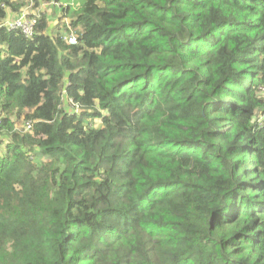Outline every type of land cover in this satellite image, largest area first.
Listing matches in <instances>:
<instances>
[{
	"label": "trees",
	"instance_id": "trees-1",
	"mask_svg": "<svg viewBox=\"0 0 264 264\" xmlns=\"http://www.w3.org/2000/svg\"><path fill=\"white\" fill-rule=\"evenodd\" d=\"M76 1L0 29V264H264V0Z\"/></svg>",
	"mask_w": 264,
	"mask_h": 264
},
{
	"label": "clouds",
	"instance_id": "clouds-1",
	"mask_svg": "<svg viewBox=\"0 0 264 264\" xmlns=\"http://www.w3.org/2000/svg\"><path fill=\"white\" fill-rule=\"evenodd\" d=\"M17 2H22L23 0H14ZM27 3L21 6L17 11H12L8 10L7 15L5 18L0 20V22H5L6 20H12L17 17H22V18H32L36 15H38V20L37 23H39V20L41 19L42 16L47 12L49 13V16H44L46 19L45 22V28L44 32L47 34H50L52 36H55L56 34L60 35V38L65 41L67 44H76L77 43V38L76 35L74 34V29L71 27V20L67 15V12L69 11L70 8H77V5H79V2L76 0H58L60 1V7H57L52 4H47L49 0H44V1H39L37 2V5H35V2L33 0H26ZM56 11H59L60 13L57 15V22L53 21L51 19V14L50 13H55ZM36 27V25H35ZM34 27V29H35ZM0 29H4L7 31H17L23 32L20 29L14 28V29H9L6 26L0 27ZM34 29L32 31H34ZM70 32V33H67ZM32 34V32H31ZM30 34V35H31ZM25 35V34H24ZM30 35H25L29 37ZM73 38V41L71 39ZM64 91V89H63ZM75 111L78 110V107H74ZM15 119L12 121L14 122ZM19 120V119H18ZM22 122L20 123V126L18 128H15L14 130L18 132H29L32 130H24L22 128V125L26 119L20 118ZM251 123L253 125L252 130L259 129L264 126V111H256L254 114L251 115Z\"/></svg>",
	"mask_w": 264,
	"mask_h": 264
},
{
	"label": "built area",
	"instance_id": "built-area-1",
	"mask_svg": "<svg viewBox=\"0 0 264 264\" xmlns=\"http://www.w3.org/2000/svg\"><path fill=\"white\" fill-rule=\"evenodd\" d=\"M47 4H52V5H55L57 7H60V1L58 0H49L47 2ZM37 20H38V15L35 14L34 17L32 18H22V17H17V18H14L12 20H6L5 22H0V27L2 26H6L7 28L9 29H14V28H17V29H20L23 34L25 35H30L32 30L34 29L36 23H37ZM71 41H73V38L71 39ZM69 104L70 106L72 107L73 104L69 101ZM3 116V111L2 109L0 108V118ZM22 122V120H14V126L15 128H18L20 126V123ZM31 125H32V122L29 120V121H24L23 125H22V128L24 130H29L31 129ZM2 149V151L4 150L3 149V144L0 145V150ZM0 151V152H2Z\"/></svg>",
	"mask_w": 264,
	"mask_h": 264
},
{
	"label": "rangeland",
	"instance_id": "rangeland-1",
	"mask_svg": "<svg viewBox=\"0 0 264 264\" xmlns=\"http://www.w3.org/2000/svg\"><path fill=\"white\" fill-rule=\"evenodd\" d=\"M59 13H60L59 11H56L55 13H50V14H51V19H52L53 21H55V23L57 22V15H58ZM76 106H77V105H76ZM75 108H76V107H75ZM68 110H69V113H70V114H71L72 111H73V109H72L71 106L68 107ZM0 151H2V149H1ZM38 157L40 158V155H38ZM244 157H245L246 159H248V154H247L246 152H244Z\"/></svg>",
	"mask_w": 264,
	"mask_h": 264
}]
</instances>
